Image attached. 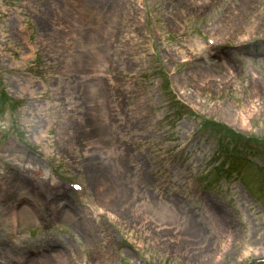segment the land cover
Wrapping results in <instances>:
<instances>
[{"label": "rangeland", "instance_id": "obj_1", "mask_svg": "<svg viewBox=\"0 0 264 264\" xmlns=\"http://www.w3.org/2000/svg\"><path fill=\"white\" fill-rule=\"evenodd\" d=\"M105 1L0 0V96L14 103L0 105V157L13 170L1 167L0 181H26L33 162L19 154L32 150L83 189L56 186L71 223L50 209L6 242L0 227V264L39 260L46 245L61 264L264 259L263 167L247 150L239 161L217 155L214 135L198 134L210 120L264 142V0ZM160 69L197 118L179 117ZM114 197L124 209L111 207Z\"/></svg>", "mask_w": 264, "mask_h": 264}, {"label": "bare ground", "instance_id": "obj_2", "mask_svg": "<svg viewBox=\"0 0 264 264\" xmlns=\"http://www.w3.org/2000/svg\"><path fill=\"white\" fill-rule=\"evenodd\" d=\"M188 2H195L197 0H185L184 5H187ZM106 1L103 0L102 5L106 7L107 3ZM183 5V6H184ZM245 6L249 7L248 4H246L245 1ZM235 25V23H232ZM215 68V66H213ZM206 70H212V69H206ZM204 72V71H203ZM201 72L200 74H203ZM212 72L210 71L209 74ZM198 75V73H197ZM196 78V75H194ZM260 89V91L263 90L261 86L257 87ZM245 122H241V126H244ZM101 170V169H100ZM99 170V174H100ZM103 174V173H101ZM101 176V175H100ZM52 190V191H51ZM49 197L47 198V207L46 209L52 207L54 212L53 217L56 218L59 216L62 221H65L67 223H71V219H69L68 215H62V212L58 210L55 206L56 201H60V194L56 193L55 189H50L48 191ZM25 196H28V198H31L33 202L26 201L25 205L18 206L19 201L23 200ZM41 194L40 192H37L33 186L30 183H27L23 178L22 175L17 174V175H9L8 177L5 178L4 181L0 182V227H3L4 230L6 231L3 236L4 237H9V236H14L17 232V229L19 228V225H21L23 222H26L27 220L31 218H37L38 215L36 213V208H37V203L40 202V197ZM117 198L114 197L110 202L112 203L111 207L113 208L114 206L117 207V210H121L123 207L120 205V202L116 203ZM44 204V203H43ZM114 204V205H113ZM119 204V205H118ZM111 208V209H112ZM124 209V208H123ZM37 220V219H36ZM215 229L219 234H228L227 231H225L222 226L219 223H215ZM16 236H14L15 238ZM7 239V238H6ZM8 240V239H7ZM18 242L21 241V239H17ZM17 247V244L13 245L11 249H14ZM59 251H53V250H48L44 253L38 254L37 257L39 260L29 258L27 256H23V259H18L17 261L22 264H61L63 263V259L60 260L58 257ZM14 255H17L16 250L13 251ZM56 253V254H55ZM69 259L72 260V257L70 256ZM70 260L66 259V262H69Z\"/></svg>", "mask_w": 264, "mask_h": 264}]
</instances>
